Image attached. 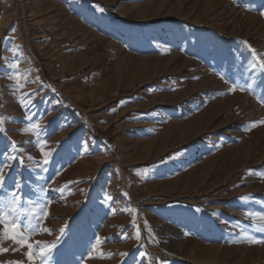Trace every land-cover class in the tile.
I'll list each match as a JSON object with an SVG mask.
<instances>
[{"label": "rangeland", "instance_id": "1", "mask_svg": "<svg viewBox=\"0 0 264 264\" xmlns=\"http://www.w3.org/2000/svg\"><path fill=\"white\" fill-rule=\"evenodd\" d=\"M262 63L264 0H0V215L34 245L0 224V264H264Z\"/></svg>", "mask_w": 264, "mask_h": 264}, {"label": "snow or ice", "instance_id": "2", "mask_svg": "<svg viewBox=\"0 0 264 264\" xmlns=\"http://www.w3.org/2000/svg\"><path fill=\"white\" fill-rule=\"evenodd\" d=\"M102 11V9H101ZM262 67H264V63H262L261 65ZM264 99V98H262ZM262 124H264V121H261ZM36 127V126H33ZM0 131H3V129H0ZM45 163H47V160L45 161ZM0 181H2V176H0ZM0 186H2V183H0ZM15 195V194H13ZM19 199V198H17ZM45 215H47V213H45ZM262 220H264V217H261ZM0 224H3L5 226V230L2 233V237L3 239H11L14 243L19 244L21 247L26 246L29 251L26 253L27 258L29 261H32L34 259L33 256V248L34 245L33 243L29 242L28 237L24 236L21 232H20V225L17 222H8L6 221L5 217L3 215H0ZM25 229L26 230H31L32 232H36L39 230V225H32V224H27L25 225ZM43 231H48V229H43ZM37 244L39 242H36ZM97 243H100V241L98 240ZM46 250H50L48 249V246H44L40 249L39 251V255L41 257L45 256ZM8 249L7 248H3L0 247V253L2 252H7ZM16 264H19V262H16Z\"/></svg>", "mask_w": 264, "mask_h": 264}]
</instances>
